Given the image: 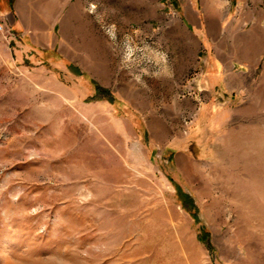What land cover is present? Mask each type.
I'll return each instance as SVG.
<instances>
[{"label": "rangeland", "instance_id": "1", "mask_svg": "<svg viewBox=\"0 0 264 264\" xmlns=\"http://www.w3.org/2000/svg\"><path fill=\"white\" fill-rule=\"evenodd\" d=\"M5 1L0 264H264V0H85L51 51Z\"/></svg>", "mask_w": 264, "mask_h": 264}, {"label": "crops", "instance_id": "2", "mask_svg": "<svg viewBox=\"0 0 264 264\" xmlns=\"http://www.w3.org/2000/svg\"><path fill=\"white\" fill-rule=\"evenodd\" d=\"M7 1L10 4V0ZM5 2L4 0V6ZM13 6L17 8L20 16L18 28L23 37L33 41L34 45L37 44L35 40H44L42 46L50 51L60 46L58 43L60 40H76L82 33L91 31L89 9L85 0H34V2L33 0H16ZM262 19H264L263 14L260 15L258 23L252 27V32L243 41L242 50L237 51L236 57L230 60L234 68L238 65H249L263 54ZM212 20L214 17L203 22L207 24L204 31L210 30L209 23H212ZM217 56V60L209 61L206 65L208 71L201 86L208 90H225L228 74L233 70L231 66H226L227 62L223 59L221 47Z\"/></svg>", "mask_w": 264, "mask_h": 264}, {"label": "built area", "instance_id": "3", "mask_svg": "<svg viewBox=\"0 0 264 264\" xmlns=\"http://www.w3.org/2000/svg\"><path fill=\"white\" fill-rule=\"evenodd\" d=\"M0 30H1V31H5V26H4V24H3L2 22H0ZM107 32H108L110 35L114 36V32L112 31V28H108V29H107Z\"/></svg>", "mask_w": 264, "mask_h": 264}]
</instances>
